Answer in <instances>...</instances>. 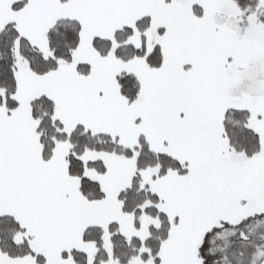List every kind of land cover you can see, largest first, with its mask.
<instances>
[{"label":"snow or ice","instance_id":"6c2138e0","mask_svg":"<svg viewBox=\"0 0 264 264\" xmlns=\"http://www.w3.org/2000/svg\"><path fill=\"white\" fill-rule=\"evenodd\" d=\"M0 264H264V0H0Z\"/></svg>","mask_w":264,"mask_h":264}]
</instances>
